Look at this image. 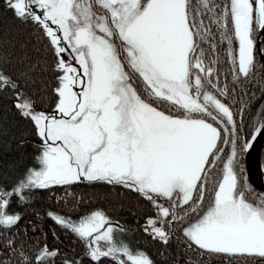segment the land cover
<instances>
[{
  "label": "snow or ice",
  "instance_id": "6c2138e0",
  "mask_svg": "<svg viewBox=\"0 0 264 264\" xmlns=\"http://www.w3.org/2000/svg\"><path fill=\"white\" fill-rule=\"evenodd\" d=\"M9 151L0 264H264V0H0Z\"/></svg>",
  "mask_w": 264,
  "mask_h": 264
},
{
  "label": "trees",
  "instance_id": "16d2710c",
  "mask_svg": "<svg viewBox=\"0 0 264 264\" xmlns=\"http://www.w3.org/2000/svg\"><path fill=\"white\" fill-rule=\"evenodd\" d=\"M12 153L9 151V152H4V153H0V157H7V156H11ZM98 204H100V206H104L106 207L107 205L102 203V202H97ZM112 215H116V212H112L111 213ZM120 214L125 216V217H128L129 214L125 211V210H120Z\"/></svg>",
  "mask_w": 264,
  "mask_h": 264
}]
</instances>
